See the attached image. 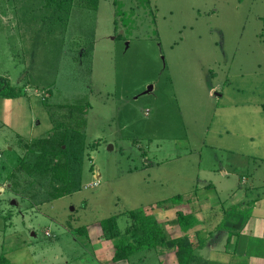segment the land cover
Returning <instances> with one entry per match:
<instances>
[{
  "label": "rangeland",
  "instance_id": "1",
  "mask_svg": "<svg viewBox=\"0 0 264 264\" xmlns=\"http://www.w3.org/2000/svg\"><path fill=\"white\" fill-rule=\"evenodd\" d=\"M0 75L27 91L0 98V254L104 264L88 240L103 219L116 215L124 229L126 211L196 196L207 169L264 140V111L235 110L264 98V0H99L68 20L46 0H0ZM76 102L90 104L93 143L81 185L34 206L8 189L9 172L24 140ZM83 225L88 233L76 234ZM154 251L131 264H156Z\"/></svg>",
  "mask_w": 264,
  "mask_h": 264
},
{
  "label": "trees",
  "instance_id": "2",
  "mask_svg": "<svg viewBox=\"0 0 264 264\" xmlns=\"http://www.w3.org/2000/svg\"><path fill=\"white\" fill-rule=\"evenodd\" d=\"M57 12L64 13L66 20L74 7L96 10L99 0H46ZM90 48V47H89ZM27 94L24 86L11 83L7 76L0 75V98H19ZM59 112L53 117V127L43 136L24 140L26 148L17 165L9 172L8 189L14 194L40 206L62 196L73 193L81 185L83 162L86 152L93 147L86 140L87 114L90 104L62 103ZM48 108H52L48 105ZM183 194L158 201L155 205L170 208L185 201ZM151 207H139L126 211L129 224L121 229L117 216L101 221L102 237L113 241L114 261L132 259L139 252L167 248L175 249L179 264H194L199 259L194 240L188 233L171 238ZM178 222L182 228L188 227L192 217L178 212ZM76 234L86 235V226L74 229ZM199 245L202 242L199 241ZM0 264H14L5 253L0 254Z\"/></svg>",
  "mask_w": 264,
  "mask_h": 264
},
{
  "label": "crops",
  "instance_id": "3",
  "mask_svg": "<svg viewBox=\"0 0 264 264\" xmlns=\"http://www.w3.org/2000/svg\"><path fill=\"white\" fill-rule=\"evenodd\" d=\"M252 107L258 113L264 111V98L238 104L235 110L248 112ZM248 137L252 143L260 138L253 133ZM261 140L252 150L242 151L236 163L231 161L229 166L222 163L221 171L207 169L206 180L197 186L196 196L189 193L180 204L170 208L154 204L150 210L171 238L190 235L199 255L194 264H264V140ZM217 185L223 195L217 194ZM179 211L192 217L186 228L178 222ZM88 240L101 263L131 264L128 260H113V241L102 237L101 225L95 235L89 233ZM154 250L156 264H179L175 249ZM138 264H144L143 260Z\"/></svg>",
  "mask_w": 264,
  "mask_h": 264
},
{
  "label": "built area",
  "instance_id": "4",
  "mask_svg": "<svg viewBox=\"0 0 264 264\" xmlns=\"http://www.w3.org/2000/svg\"><path fill=\"white\" fill-rule=\"evenodd\" d=\"M99 183H100V180L98 179V180H96V181L90 183V184L87 185V186H96V185H98Z\"/></svg>",
  "mask_w": 264,
  "mask_h": 264
}]
</instances>
